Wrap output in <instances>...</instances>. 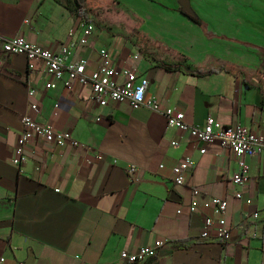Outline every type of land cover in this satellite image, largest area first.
<instances>
[{
	"label": "crops",
	"instance_id": "crops-1",
	"mask_svg": "<svg viewBox=\"0 0 264 264\" xmlns=\"http://www.w3.org/2000/svg\"><path fill=\"white\" fill-rule=\"evenodd\" d=\"M186 1L187 9L180 0H89L94 11L84 19L96 29L67 62L86 59L91 74L106 48L108 65L145 79V97L160 110L182 112L195 127L210 116L264 136V0ZM64 3L0 0V35L57 52L69 32L75 40L80 36L83 21ZM158 16L162 28L173 29L153 37L143 28ZM65 80H52L55 88L46 90L50 78L39 65L29 70L22 55L0 67V264H122V250L134 252L156 240L164 247L140 264H264L263 155L245 157L249 180L234 187L238 168L227 148L190 140L147 107L100 106L89 86L75 82L67 89ZM24 116L51 124L79 145L52 146L35 136L25 163L14 166ZM185 156L194 166L175 186L173 168ZM129 165L138 168L137 181L126 173ZM194 188L200 205L211 197L227 201L228 243L199 238L212 212H188ZM238 190L250 205L234 199ZM172 191L179 201L170 199Z\"/></svg>",
	"mask_w": 264,
	"mask_h": 264
},
{
	"label": "built area",
	"instance_id": "built-area-1",
	"mask_svg": "<svg viewBox=\"0 0 264 264\" xmlns=\"http://www.w3.org/2000/svg\"><path fill=\"white\" fill-rule=\"evenodd\" d=\"M80 36L75 40V32L68 34V42L62 45L59 51L52 52L30 44L21 36L5 37L0 35V67L12 55H22L26 58L29 70H34L36 65L43 68L44 73L50 78L45 82L46 90L55 88L52 80L66 77L65 86L71 89L77 82L80 85H87L92 92V100L100 106H106L108 103L127 102L131 108L147 107L153 112H161L168 127L176 128L185 132L190 140L204 145L217 143L232 152L234 161L237 164V172L231 178L232 186L244 187L248 180V166L245 163V157L256 155L264 156V136L254 135L240 125L223 126L213 117L206 119L203 127H195L184 122L182 112H176L171 108L160 110L159 104L154 99L145 97L148 82L145 79H139L130 69H120L108 65L110 53L106 48L99 50L101 65L91 74L86 73L87 60L67 62L70 51L74 48L86 46L95 31V25L83 18L79 26ZM36 94L34 89H28V98H33ZM30 109L34 113L39 112V106L35 102H30ZM58 105H55L57 108ZM23 129L20 132L16 145L14 146L11 163L20 167L26 161L25 148L33 137L43 139L52 146L77 147L79 143L63 132L57 131L51 124H41L33 120L30 116L22 118ZM172 146L177 142L172 141ZM200 154L205 153V148L199 150ZM116 163V160L113 161ZM194 166V160L190 156H185L173 168V182L175 186H182L186 180V174ZM138 168L129 165L126 169L131 180L135 178ZM192 197L188 206V212L195 213L199 207L210 209L212 214L203 219V228L199 238L201 240H216L220 244H226L230 240L231 229L226 222L227 201L216 197L205 200L201 205L197 201L199 190L194 188L191 191ZM234 199L250 205L252 200L244 198L242 191H235ZM180 213V211H178ZM165 241L156 240L152 245L141 247L134 252L122 250L119 253V259L122 264H140L147 259H153L164 247ZM76 259H79L76 257Z\"/></svg>",
	"mask_w": 264,
	"mask_h": 264
},
{
	"label": "trees",
	"instance_id": "trees-1",
	"mask_svg": "<svg viewBox=\"0 0 264 264\" xmlns=\"http://www.w3.org/2000/svg\"><path fill=\"white\" fill-rule=\"evenodd\" d=\"M64 1H65L64 6L66 7V9L75 16L86 18L85 15H88L89 13H92L94 11L89 3V0H64ZM182 14H184L192 22L202 26L201 22L194 14L185 11H182ZM162 66L165 67L166 69H171L172 67L171 65H165V64L163 65L161 64V67Z\"/></svg>",
	"mask_w": 264,
	"mask_h": 264
},
{
	"label": "rangeland",
	"instance_id": "rangeland-1",
	"mask_svg": "<svg viewBox=\"0 0 264 264\" xmlns=\"http://www.w3.org/2000/svg\"><path fill=\"white\" fill-rule=\"evenodd\" d=\"M187 28H190V27H187ZM192 28H198V27L193 25ZM118 29L122 31H127V28H118ZM143 29L148 31L151 34V36L155 37V36H162L163 33L173 28H162V16H158L156 18L150 19L146 28H143Z\"/></svg>",
	"mask_w": 264,
	"mask_h": 264
},
{
	"label": "water",
	"instance_id": "water-1",
	"mask_svg": "<svg viewBox=\"0 0 264 264\" xmlns=\"http://www.w3.org/2000/svg\"><path fill=\"white\" fill-rule=\"evenodd\" d=\"M180 1L183 3L184 7L187 9V8H188L187 1H186V0H180ZM170 199H171L172 201H179V200H180V198L178 197V195H177L176 192H174V191H172V192L170 193Z\"/></svg>",
	"mask_w": 264,
	"mask_h": 264
}]
</instances>
